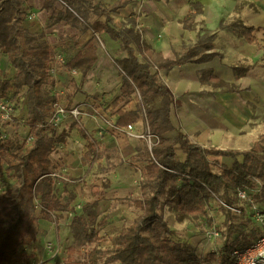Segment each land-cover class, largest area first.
<instances>
[{
    "label": "trees",
    "instance_id": "16d2710c",
    "mask_svg": "<svg viewBox=\"0 0 264 264\" xmlns=\"http://www.w3.org/2000/svg\"><path fill=\"white\" fill-rule=\"evenodd\" d=\"M129 2L131 0H118L109 9L105 8L103 0H44L43 4L44 9L51 11L49 26L65 22L82 32H94L95 35L84 45L76 44V52L66 60L67 67L78 69L83 77L99 59L96 34H107L112 40L121 42V49L127 55L116 61L122 70V84L119 95L110 104L115 110L114 123L118 127H127L139 122L145 113L151 131L160 137V142L151 151L146 144L138 148V154L148 162L142 167V195L125 199L141 213L113 238V247L94 249V253L89 255V264H233V250L239 245L226 238L217 250L201 256L190 242L172 238L175 231L165 219L164 209L168 207L180 216L204 215L212 206L213 195L220 192L225 196L224 201L234 203L228 194L230 191L252 185L254 178L264 181V156L253 148L238 150L202 146L173 125L171 105L175 95L159 71L167 72L174 65L187 62H206L220 55L208 51L212 49L214 33L199 34L197 40L184 46L175 59L158 53L159 61L155 63L146 56L143 60L137 51L144 55L145 48L138 50L133 46L139 43L138 34L130 28L119 29L112 24L111 12ZM57 3L62 6L58 7ZM27 11L25 0H0V52L15 69L13 78H0V98L17 100L19 104L21 92L27 88V124L31 128L30 142L8 137L0 141V158L6 162L7 176L14 181L0 193V264H10L20 249L31 242L33 230L40 220H50V211L67 209V205L55 197V181L49 175L54 168L52 154L59 143L66 141V136L64 132L58 136L47 135L44 128L43 111L49 108V100L43 93V86L53 81L48 67L54 52L51 45L43 40V34L32 32L25 26ZM94 15L97 18L92 20ZM102 16L106 17L104 21ZM193 21L194 11L184 18L188 26ZM237 27L240 36L264 49L254 35L256 27L242 23ZM154 64L157 68L153 72ZM197 76L202 82L223 83L212 71L201 70ZM69 85L73 101L80 91V84L73 79ZM133 100L136 107L127 108L126 105ZM157 100H160L159 104L153 106ZM175 130L176 135L169 138L167 134ZM80 132L87 138L83 130ZM176 146L186 154L184 160L177 158ZM99 153L96 141L89 140L85 160L98 157ZM212 155L231 157L233 165L211 160ZM256 198L260 199V196ZM37 202L41 205L40 211ZM96 222L94 206L86 203L71 223L77 240L83 232L86 240H92L95 231L92 229L89 233L88 228ZM233 227L230 223V231ZM238 241L239 238L236 239ZM250 243L251 239H247L240 247ZM68 251L71 257L74 246Z\"/></svg>",
    "mask_w": 264,
    "mask_h": 264
},
{
    "label": "rangeland",
    "instance_id": "374dc122",
    "mask_svg": "<svg viewBox=\"0 0 264 264\" xmlns=\"http://www.w3.org/2000/svg\"><path fill=\"white\" fill-rule=\"evenodd\" d=\"M184 1L190 0H131L129 4L125 5L126 8L120 7L111 12L112 24L119 29L130 28L138 34L139 43L138 45L133 44V46L138 50L145 48L146 57L154 60L153 55L149 56L151 51L149 40L152 42L163 39L168 35L164 28L168 29L177 22H179L180 28L188 26L183 20H180ZM205 2L208 6L215 2L217 9H212L216 12L220 9L225 14V17L219 23L221 27L230 25L235 30L238 28L237 24L243 23L242 18L246 9L253 11L254 9L258 10L257 6L258 8H264V0H205ZM25 3L28 6L25 26L29 25L28 14L35 12L38 16V28L35 33L43 34V40L50 45L58 44L66 55V60L76 52V44L82 46L86 42V38L95 35L92 30H89L90 33L87 31L82 32L80 29L68 26L63 22L49 26L51 11L44 10V3L42 4L41 0H25ZM171 4H173V7H171ZM56 5L58 7L62 6L61 3ZM165 8L172 10L171 24H169L171 20L166 15L168 10L166 11ZM193 11L195 19L193 25L196 30L199 29L204 35L212 33V30L207 29L208 27L205 26L204 22L206 5L197 3L193 7ZM154 14L160 16V23L163 22V26L160 25L155 28L151 24L147 26L138 25L137 19L139 17L148 19L149 16ZM96 18L97 16L94 15L92 20ZM101 19L105 20L106 17L102 16ZM96 35L98 36L99 57L101 54H106L110 59V63L101 69L92 68L83 77L80 81V92L84 95L78 96L82 99L77 100L74 97V100H71L69 92L72 89L69 85V73L65 74L62 71L52 75L53 81L43 86V93L49 100V108L43 111L45 133L58 136L64 132L66 136V141L59 143L57 149L53 152L52 159L54 161L53 171L69 179L62 180L57 177L54 184L55 197L66 204L67 209L63 214L53 211L50 220L42 219L49 224L48 226L53 235L52 239L48 237L46 240H51L50 242L55 244V248L49 251L48 259L33 261V259L28 260L31 257H24L23 259H15L14 257L10 264H15L17 260L29 264H89V255L94 253V249L113 247V238L128 227L141 213L134 204L127 202L125 199L128 197H141L142 195L144 180L142 167L148 162L141 154H138L137 150L145 144V141L131 137L125 132H118L110 125V123H114L116 118L115 110L111 109L110 104L119 95L122 84V70L116 61L125 57L127 53L122 51L119 40L114 41L107 34ZM176 38L173 35L168 37L173 41ZM193 43L194 41L188 44L183 41L180 45L173 46V50L178 54L181 51V46ZM142 57L145 59V55H142ZM239 64L247 65L246 63ZM240 65L238 70H240ZM14 75L15 69L5 54L0 52V78L3 76L13 78ZM63 84L65 85L64 95L59 98V88ZM28 96V90L24 88L14 118L13 130L7 132L8 138H16L20 142L31 141L29 137L31 128L27 124ZM159 101L157 100L153 106H157ZM56 102L66 109V115L58 126L50 123L56 111L54 105ZM75 105L85 106L84 111L77 115L73 114L70 110ZM126 107L135 108L136 101L133 100ZM252 113L250 130L241 132L239 136L232 139L235 140L234 143L240 149L253 148L264 156V105L253 108ZM138 129L141 130L142 127ZM80 130L86 133L87 138L81 134ZM101 130L103 131L102 136L98 135ZM168 136L171 137V135ZM125 138L134 139L133 148H124L119 145L120 140ZM229 139L230 137H228ZM89 140L96 141L100 153L98 157H90L85 160L84 156L88 150ZM68 158L70 160H67ZM210 159L213 160L214 156H210ZM63 165L66 172L63 171ZM13 183L14 181L6 174V162L0 158V193ZM228 194L234 200L235 205L242 206L235 198L234 192L230 191ZM216 196L219 200L224 201L225 199L221 192ZM213 199L215 198L213 197ZM257 201L263 203L264 197L257 199ZM86 203L92 204L97 214V222L88 228L89 233L93 229L95 235L92 240H86V234L82 231V237L77 240L71 228V223L74 216L82 212V208ZM40 208L41 206L38 205V211H40ZM247 211L244 208L242 215L226 211V208L222 207L218 200H213L210 210L204 215L180 216L165 207L164 216L175 231V235L172 236L173 239L180 242H190L197 254L205 256L210 250L217 248L220 243L219 247H221L226 238L240 247L247 239L252 241L261 233L258 223L252 217L250 218ZM230 223L234 225L232 231L229 229ZM206 225L215 226L221 232V236L215 238L217 240L214 242L201 238ZM40 235L41 227L38 224L33 230L31 241L36 242ZM237 238H239L238 243L236 242ZM47 242H45V247ZM29 243L30 241L27 244L32 246ZM71 246H74L75 251L69 257L71 253L68 250ZM19 252H21V249Z\"/></svg>",
    "mask_w": 264,
    "mask_h": 264
},
{
    "label": "crops",
    "instance_id": "0c3cea01",
    "mask_svg": "<svg viewBox=\"0 0 264 264\" xmlns=\"http://www.w3.org/2000/svg\"><path fill=\"white\" fill-rule=\"evenodd\" d=\"M41 1L43 4V0ZM117 1L118 0H103V3L105 8L109 9L108 7L111 5L114 6ZM192 3H194V5H192ZM197 3L206 5L205 26L214 33L211 41L212 49L208 51L218 52L220 55H217L206 62H187L185 64L174 65L167 72L160 69L159 72L161 78L166 82L175 95V101L171 105V120L177 129L185 131L192 141L199 143L202 146L242 150L234 143L235 140L232 138L239 136L241 132H247L250 130V122L253 114L252 109L264 105V49L259 48L257 44L250 43L245 37L240 36L230 25L221 27L219 23L222 21L223 17H225V14L220 9L217 10V12L213 10L214 8L217 9V4L215 2L208 6L205 0L184 1L180 20L184 21V18L187 17L190 12H193V7ZM125 5L122 7L126 8ZM171 7H173V4H171ZM257 9L258 10L254 9L253 11L251 9H246L244 11V17L242 18V24L256 27L254 35L264 47V8H258L257 6ZM165 10H168V14L166 15H168V19L171 20L170 17L173 16L172 10L170 8H165ZM37 22L38 16L36 15L34 20H29V25H26V27L30 31L35 32L38 28ZM137 22L139 26H147L149 24L155 28L160 25L163 26V22L160 23V16L156 14L149 16L148 19L145 17H139ZM171 23L172 20L169 24ZM193 24L194 21L190 26L180 28V24L177 22V24L172 25L168 29L164 28L168 35L163 39L152 42L149 40L148 43L151 45L149 56L153 55V57H155L154 60H149L152 63L159 61L158 53L171 59H175L177 55H180L184 46H181V51L178 54L174 52L173 46H178L183 41L187 44L192 41L195 42L199 34L203 35L199 29L196 30ZM87 32L90 33V31ZM170 35L177 38L174 41L168 39ZM91 37L86 38V42ZM55 46L60 47L58 44H51L52 48ZM137 54L141 59L143 58L139 52H137ZM144 55L147 56L145 50ZM98 62L96 64H98ZM239 63H246L247 65H240ZM239 65L240 70H238ZM94 67L98 69L97 66ZM156 68V64H154L152 70L154 69V71H156ZM201 70L212 71L214 75L223 81V83L200 81L197 73ZM82 79V73L74 78L77 84H80ZM69 80L71 81L73 79ZM61 88L65 91L64 84L63 86H60L59 89ZM79 95L84 94L79 91L75 96L77 100L82 99L81 97H78ZM145 123L144 118L135 123L136 131L143 130L145 128ZM14 124L15 121L9 126V128H7L8 132L13 130L12 127ZM139 127H142V129L139 130ZM176 132V130L169 132L167 136L171 135V137H168L173 138L176 135ZM227 135L230 137L229 140ZM134 142L133 138H125L120 140L119 145H122L124 148H133ZM176 151L177 158L184 160L186 154L179 146H176ZM213 156L215 161L217 160L221 164H226L228 166L233 165L234 160L231 157L222 155ZM67 160L70 159L68 158ZM64 212L65 210L59 211L60 214H63ZM48 225L49 224L42 219L40 220V237L36 242H30L32 246L27 244V246L21 248V252L15 255V259L31 257L28 258V260L33 259V261H35L49 258V251L45 247V242L48 241L47 243H50L51 240L46 239L48 237L49 239H52L53 235ZM44 230L46 231L44 232ZM34 243L35 246L33 247ZM220 245L221 243L217 245V248H213V250H217ZM28 260H26V262H28Z\"/></svg>",
    "mask_w": 264,
    "mask_h": 264
},
{
    "label": "built area",
    "instance_id": "2783aa9c",
    "mask_svg": "<svg viewBox=\"0 0 264 264\" xmlns=\"http://www.w3.org/2000/svg\"><path fill=\"white\" fill-rule=\"evenodd\" d=\"M36 18V13L31 12L28 14V19L34 20ZM53 57L49 63L48 72L51 75H56L57 73L64 72L69 73L70 77L69 79H74L77 75H79L81 72L76 68H68L66 65V55L62 51L60 47H54L53 48ZM64 95L63 88L59 89V98ZM18 101L17 100H11L7 98H0V141L5 140L7 136V129L6 127H9L13 124L14 118L16 116L17 107H18ZM56 111L52 117L51 124L54 126H58L61 122V120L66 115V109L64 106L60 105L58 102L55 104ZM84 107H80L78 105L72 106L71 112L75 115L83 112ZM143 118L145 123V128L141 131H136L135 125L130 124L127 127H118L115 123H110V125L118 132H125L131 137L143 139L151 151L153 146L160 142V137L151 131L148 119L146 117V114H143ZM103 131H99L98 135L102 136ZM63 171L66 172V168L63 165ZM54 178V181L56 183V178H60L62 180H69L67 177H63L56 172H52L49 174ZM54 183V184H55ZM235 198L241 204L242 206H237L235 203H229L223 200H219L216 194L213 195L215 199L218 200L221 203V206L226 208V210H230L234 213H237L239 215H242L244 212V208L246 211L251 215V217L258 223V227L261 228V233L251 241V243L244 247H237L233 250V256L235 258L233 264H264V202L259 203L257 201V196H260V198L264 197V181L258 178H254V181L252 185H244L239 186L236 191L234 192ZM38 203V202H37ZM38 205H40L38 203ZM41 206V205H40ZM53 211H50V215ZM73 214V213H70ZM201 238L208 239L211 242L217 240L215 238H219L221 236V232L215 227V226H207L205 227V230ZM55 248L54 243H47L46 249L48 251H52ZM15 264H29V263H22L21 261H16ZM41 264V263H38Z\"/></svg>",
    "mask_w": 264,
    "mask_h": 264
},
{
    "label": "bare ground",
    "instance_id": "6f19581e",
    "mask_svg": "<svg viewBox=\"0 0 264 264\" xmlns=\"http://www.w3.org/2000/svg\"><path fill=\"white\" fill-rule=\"evenodd\" d=\"M243 42H245V41H243ZM109 63H110L109 57L106 54H101L99 62L97 64V68L100 69L101 67H104Z\"/></svg>",
    "mask_w": 264,
    "mask_h": 264
}]
</instances>
